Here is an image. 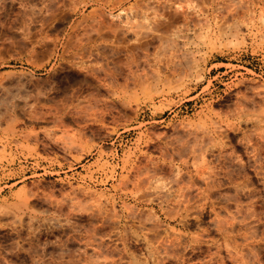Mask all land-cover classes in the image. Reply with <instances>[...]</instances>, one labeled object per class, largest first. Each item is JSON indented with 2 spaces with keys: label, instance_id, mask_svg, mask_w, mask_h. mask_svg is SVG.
<instances>
[{
  "label": "rangeland",
  "instance_id": "1",
  "mask_svg": "<svg viewBox=\"0 0 264 264\" xmlns=\"http://www.w3.org/2000/svg\"><path fill=\"white\" fill-rule=\"evenodd\" d=\"M19 1L0 264H264V0Z\"/></svg>",
  "mask_w": 264,
  "mask_h": 264
},
{
  "label": "bare ground",
  "instance_id": "2",
  "mask_svg": "<svg viewBox=\"0 0 264 264\" xmlns=\"http://www.w3.org/2000/svg\"><path fill=\"white\" fill-rule=\"evenodd\" d=\"M19 1V0H18ZM19 2H21V0L19 1ZM3 5V4H2ZM1 5V6H2ZM43 8H45L44 6H42ZM47 31H48V28L47 27H45L44 26V24H43V26L41 25L40 26V28H39V30H38V39L35 41V43L31 46V48H32V50L35 48V47H37V46H40V45H44L45 43H47L48 42V38H47ZM50 40V39H49ZM78 48L79 49H81L82 48V46L79 44L78 45ZM90 54V53H89ZM92 54V53H91ZM85 56V55H84ZM91 56V55H90ZM92 57H94V56H92ZM79 58V61L80 62H83L84 60H83V57L82 56H79L78 57ZM90 71V70H89ZM95 71H97L96 69H95ZM87 72V71H86ZM93 72V71H92ZM104 72H106V70L104 71ZM95 74V73H94ZM94 74H92V73H90V74H88L87 76H86V79H91V80H96V76H94ZM106 74V73H105ZM96 75V74H95ZM98 76V75H97ZM104 77V76H103ZM100 77H98L97 78V80L99 79ZM75 80V79H74ZM84 80V79H83ZM101 80V78L98 80V81H100ZM102 80H105L104 78L102 79ZM101 80V81H102ZM103 82H105V81H103ZM88 83V82H87ZM101 83V82H100ZM57 85H60V84H57ZM53 86H55V90L54 91H56V88H57V91L60 89V91L61 92H64V90H61L62 88H60V86H59V89H58V87L54 84ZM52 87V86H51ZM65 87H66V85H65ZM67 87H68V85H67ZM54 89V88H53ZM52 89V90H53ZM73 89V88H72ZM76 89V88H75ZM68 90H69V88H68ZM74 90V89H73ZM59 91V92H60ZM71 92V91H70ZM75 92L76 91H72V96L73 95H75ZM58 93V92H57ZM77 93V92H76ZM66 94V93H65ZM57 95V94H56ZM59 95V94H58ZM79 95V94H78ZM77 95V96H78ZM54 96V95H53ZM69 95H67V97H68ZM71 96V98H73ZM65 98V97H64ZM64 98H62V100H65ZM69 98V97H68ZM68 100V99H67ZM57 100H55V102H56ZM73 101V100H72ZM58 102V101H57ZM62 102V101H61ZM59 103H60V101H59ZM63 103V102H62ZM71 103V102H70ZM63 104H65V103H63ZM58 106V105H57ZM63 106V105H62ZM68 106V105H67ZM70 106V105H69ZM59 107V106H58ZM61 108V107H60ZM64 108V107H63ZM67 108V107H66ZM52 109V108H51ZM52 111H54V110H52ZM55 112V111H54ZM54 112H52V113H54ZM51 113V112H50ZM64 113H67V112H64ZM65 116V115H64ZM55 119V118H54ZM63 119V118H62ZM190 182H192V181H190ZM211 182H213V181H211ZM211 182L209 183V181L206 183V188L205 189H207L208 191L211 189V187H213V183L211 184ZM192 185H193V182L191 183ZM187 187L188 186H186V187H184L185 189H187ZM189 187H190V185H189ZM183 188V190L185 191V193H186V190ZM205 189H203V190H205ZM183 191V192H184ZM198 192H200V191H198ZM204 192V191H203ZM210 192V191H209ZM184 194V193H183ZM199 194V193H198Z\"/></svg>",
  "mask_w": 264,
  "mask_h": 264
}]
</instances>
